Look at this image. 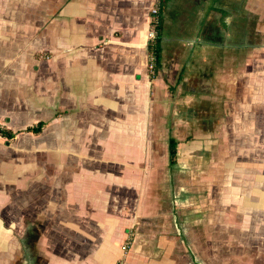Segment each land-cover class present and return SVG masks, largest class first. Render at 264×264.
<instances>
[{
  "label": "crops",
  "instance_id": "1",
  "mask_svg": "<svg viewBox=\"0 0 264 264\" xmlns=\"http://www.w3.org/2000/svg\"><path fill=\"white\" fill-rule=\"evenodd\" d=\"M154 2L0 0V264H264V0H166L151 77Z\"/></svg>",
  "mask_w": 264,
  "mask_h": 264
},
{
  "label": "trees",
  "instance_id": "2",
  "mask_svg": "<svg viewBox=\"0 0 264 264\" xmlns=\"http://www.w3.org/2000/svg\"><path fill=\"white\" fill-rule=\"evenodd\" d=\"M166 0H160V11L157 14V24H156V37L149 42V52L153 56V67L150 68L151 70V77H154L157 74V70L160 67V44H159V36L161 32V21H162V11L165 7ZM45 123L43 121H38L36 124L27 127L24 131H29L34 134L39 133ZM0 136L5 139V144H10L13 140L15 133L11 131L4 125H0ZM176 145L177 142L174 138L169 139L168 144V152H169V165L172 166L176 162Z\"/></svg>",
  "mask_w": 264,
  "mask_h": 264
},
{
  "label": "rangeland",
  "instance_id": "3",
  "mask_svg": "<svg viewBox=\"0 0 264 264\" xmlns=\"http://www.w3.org/2000/svg\"><path fill=\"white\" fill-rule=\"evenodd\" d=\"M27 143H28V141H26L25 139L16 140V142H14V144L10 145L9 147H7V149L5 151H3V154L5 153L7 156L13 155V163L10 167L12 168V171L15 174L26 171L27 168L33 169L32 165L28 166V165H25L23 163V162L26 163L28 160L27 158L25 159V157H23V156H27L26 153L23 154V151H24ZM31 154L32 153L30 152L29 155H31ZM0 155H2L1 152H0ZM6 168H7L6 172H10L9 167L6 166ZM0 171H1V169H0ZM4 175H6V174H4ZM126 245H129V240L127 241V244H125V246Z\"/></svg>",
  "mask_w": 264,
  "mask_h": 264
},
{
  "label": "built area",
  "instance_id": "4",
  "mask_svg": "<svg viewBox=\"0 0 264 264\" xmlns=\"http://www.w3.org/2000/svg\"><path fill=\"white\" fill-rule=\"evenodd\" d=\"M154 5L150 10L151 20H150V28L148 30V40L152 41L156 37V24H157V14L160 11V0H154ZM153 67V57H151V62L149 64V68ZM126 246L122 248L125 249Z\"/></svg>",
  "mask_w": 264,
  "mask_h": 264
}]
</instances>
